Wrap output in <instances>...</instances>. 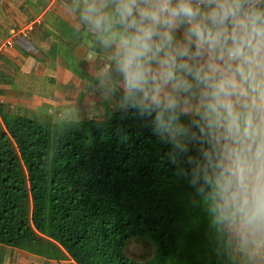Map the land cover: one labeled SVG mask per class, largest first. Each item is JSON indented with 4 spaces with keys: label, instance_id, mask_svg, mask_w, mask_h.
Returning a JSON list of instances; mask_svg holds the SVG:
<instances>
[{
    "label": "trees",
    "instance_id": "obj_1",
    "mask_svg": "<svg viewBox=\"0 0 264 264\" xmlns=\"http://www.w3.org/2000/svg\"><path fill=\"white\" fill-rule=\"evenodd\" d=\"M0 105V244L76 264H230L217 204L189 157L199 129L181 116L182 146L127 106L110 117L49 123ZM207 147V145H205ZM130 238L157 245L129 257Z\"/></svg>",
    "mask_w": 264,
    "mask_h": 264
},
{
    "label": "clouds",
    "instance_id": "obj_2",
    "mask_svg": "<svg viewBox=\"0 0 264 264\" xmlns=\"http://www.w3.org/2000/svg\"><path fill=\"white\" fill-rule=\"evenodd\" d=\"M80 19L112 49L105 76L125 106L171 134L196 117L189 157L238 241L264 264V0H79ZM207 145V147H205Z\"/></svg>",
    "mask_w": 264,
    "mask_h": 264
},
{
    "label": "crops",
    "instance_id": "obj_3",
    "mask_svg": "<svg viewBox=\"0 0 264 264\" xmlns=\"http://www.w3.org/2000/svg\"><path fill=\"white\" fill-rule=\"evenodd\" d=\"M78 3L0 0L2 109L37 121L59 123L99 119L93 118L95 110H101L107 118L116 108L125 106L122 89L113 90L115 74L111 80L105 76L113 50L103 47L80 19ZM22 29H27L25 35L17 39L14 34ZM218 214L233 259L230 264H241L238 241L219 210ZM0 264L76 263L69 257L48 259L0 244Z\"/></svg>",
    "mask_w": 264,
    "mask_h": 264
},
{
    "label": "rangeland",
    "instance_id": "obj_4",
    "mask_svg": "<svg viewBox=\"0 0 264 264\" xmlns=\"http://www.w3.org/2000/svg\"><path fill=\"white\" fill-rule=\"evenodd\" d=\"M108 108L112 110V108L110 106H108ZM93 116H92L93 118H99V119L105 118V117H103L105 115L104 114L102 115L101 110L100 111L95 110ZM127 243L128 244L125 248V252L128 256L130 255L131 258H133V257L137 258L138 260L135 259L136 261L146 262V261L154 258L156 255L157 245H156V243H154L152 241H149V240L147 241V240H144L142 238H130ZM145 258H147L145 261H141Z\"/></svg>",
    "mask_w": 264,
    "mask_h": 264
},
{
    "label": "built area",
    "instance_id": "obj_5",
    "mask_svg": "<svg viewBox=\"0 0 264 264\" xmlns=\"http://www.w3.org/2000/svg\"><path fill=\"white\" fill-rule=\"evenodd\" d=\"M32 28V26H30L29 28H27V29H31ZM27 29H25V30H27ZM25 30H20V31H18V32H16L15 34H14V36H16L17 37V39L20 37H23V35H25ZM3 103V100L2 99H0V105Z\"/></svg>",
    "mask_w": 264,
    "mask_h": 264
}]
</instances>
